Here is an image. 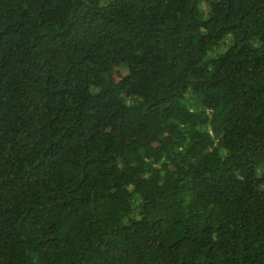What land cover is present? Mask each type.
<instances>
[{
  "label": "trees",
  "instance_id": "1",
  "mask_svg": "<svg viewBox=\"0 0 264 264\" xmlns=\"http://www.w3.org/2000/svg\"><path fill=\"white\" fill-rule=\"evenodd\" d=\"M0 240H264V0H0ZM0 264H264V241H0Z\"/></svg>",
  "mask_w": 264,
  "mask_h": 264
},
{
  "label": "rangeland",
  "instance_id": "2",
  "mask_svg": "<svg viewBox=\"0 0 264 264\" xmlns=\"http://www.w3.org/2000/svg\"><path fill=\"white\" fill-rule=\"evenodd\" d=\"M228 44H229V40L226 39L222 44H220L218 51H224L228 47ZM115 75H116V77H119L120 71L116 70Z\"/></svg>",
  "mask_w": 264,
  "mask_h": 264
}]
</instances>
